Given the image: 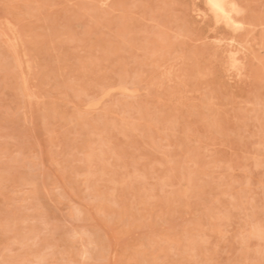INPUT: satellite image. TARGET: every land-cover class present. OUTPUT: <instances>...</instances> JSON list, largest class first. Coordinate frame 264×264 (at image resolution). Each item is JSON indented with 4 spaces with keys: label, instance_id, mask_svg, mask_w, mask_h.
I'll list each match as a JSON object with an SVG mask.
<instances>
[{
    "label": "rangeland",
    "instance_id": "obj_1",
    "mask_svg": "<svg viewBox=\"0 0 264 264\" xmlns=\"http://www.w3.org/2000/svg\"><path fill=\"white\" fill-rule=\"evenodd\" d=\"M232 2L0 0V264H264V0Z\"/></svg>",
    "mask_w": 264,
    "mask_h": 264
},
{
    "label": "bare ground",
    "instance_id": "obj_2",
    "mask_svg": "<svg viewBox=\"0 0 264 264\" xmlns=\"http://www.w3.org/2000/svg\"><path fill=\"white\" fill-rule=\"evenodd\" d=\"M207 1V4H209V0H205V2ZM233 1V0H232ZM231 0H219V3L223 6V12H217V11H214V10H212V9H210V11L212 12V14H213V17H215L216 18V21L217 22H220V24H222V23H225V24H227V26H230V27H236L238 24H236V21L237 20H235V13H238V11H237V8H235V4L234 3H236V2H232ZM234 1H236V0H234ZM206 4V3H205ZM209 7V6H208ZM201 11V10H200ZM201 12H203V11H201ZM211 12H209V13H211ZM204 13V12H203ZM207 13V12H206ZM225 13H227V15H225ZM205 14V13H204ZM206 15V14H205ZM236 16H238V14H236ZM222 22V23H221ZM201 23V22H200ZM214 23H215V21H214ZM239 23V22H238ZM202 24H203V21H202ZM220 24H218V25H220ZM242 27V26H241ZM238 28V27H237ZM228 29V28H227ZM241 29V28H240ZM212 29L210 28V31H211ZM232 30V29H231ZM237 30V29H236ZM233 31V30H232ZM212 32H214V30H212ZM208 35V34H207ZM234 35V38H235V34H233ZM231 36V35H230ZM231 39L233 38V37H230ZM224 40H225V43H226V39L224 38ZM223 42V41H222ZM224 43V44H225ZM230 43H232L231 41H230ZM244 43V42H243ZM219 44L220 43H218V45H217V47L219 46ZM221 44H223V43H221ZM229 44V43H228ZM245 44V43H244ZM215 46V45H214ZM222 46V45H221ZM226 46H227V44H226ZM229 46V45H228ZM238 46H241V45H238ZM220 47V46H219ZM237 47V46H236ZM242 47V46H241ZM218 50H219V48H218ZM228 50H230L229 49V47H228ZM244 50H246V49H244ZM237 51H239V50H237ZM248 52V51H247ZM246 52V53H247ZM226 53H227V51H226ZM228 54H230V53H228ZM234 54V53H233ZM232 54V55H233ZM236 54V53H235ZM225 55V54H224ZM225 56H227V55H225ZM226 58V57H225ZM222 60V59H221ZM226 60V59H225ZM224 64V63H223ZM222 67V66H221ZM224 67V66H223ZM225 68V67H224ZM228 69V68H227ZM227 69H225V70H227ZM240 70V69H239ZM242 70V69H241ZM240 72V71H239ZM237 74H238V72H236ZM239 74H241V73H239ZM230 75V74H229ZM227 77H228V75H227ZM106 94V93H105ZM236 95H238V94H236ZM93 104H97V102L96 103H92V105ZM89 105V104H88ZM203 126V125H202Z\"/></svg>",
    "mask_w": 264,
    "mask_h": 264
},
{
    "label": "snow or ice",
    "instance_id": "obj_3",
    "mask_svg": "<svg viewBox=\"0 0 264 264\" xmlns=\"http://www.w3.org/2000/svg\"><path fill=\"white\" fill-rule=\"evenodd\" d=\"M208 6L214 11L223 12V6L219 3V0H209ZM225 15H227V13H225Z\"/></svg>",
    "mask_w": 264,
    "mask_h": 264
}]
</instances>
